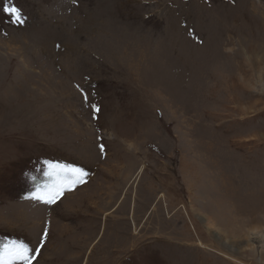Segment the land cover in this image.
<instances>
[{"label":"rangeland","instance_id":"obj_1","mask_svg":"<svg viewBox=\"0 0 264 264\" xmlns=\"http://www.w3.org/2000/svg\"><path fill=\"white\" fill-rule=\"evenodd\" d=\"M65 164L83 182L35 199ZM11 241L32 264H264V0H0Z\"/></svg>","mask_w":264,"mask_h":264},{"label":"snow or ice","instance_id":"obj_2","mask_svg":"<svg viewBox=\"0 0 264 264\" xmlns=\"http://www.w3.org/2000/svg\"><path fill=\"white\" fill-rule=\"evenodd\" d=\"M3 11L9 17H13L15 23L23 22L20 10L11 3L6 2ZM101 150H103V146ZM55 167L59 168L60 172L55 176L52 173H45L48 177L47 182L42 186L38 185L41 192L49 198L45 199L44 195H40L34 197L35 199L42 200L44 203H53L62 194L65 185L71 187L79 184L83 182L84 177L87 175L83 168H76L72 165H56ZM32 179L35 180V177H32ZM37 251L39 249H31L23 242L11 241L4 245L3 250H0V262L2 264H32L35 259L34 253Z\"/></svg>","mask_w":264,"mask_h":264}]
</instances>
